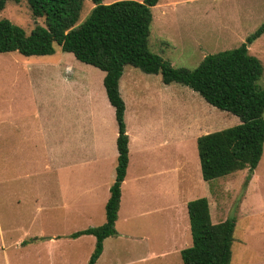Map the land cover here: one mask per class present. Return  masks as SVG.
Instances as JSON below:
<instances>
[{
  "label": "rangeland",
  "instance_id": "1",
  "mask_svg": "<svg viewBox=\"0 0 264 264\" xmlns=\"http://www.w3.org/2000/svg\"><path fill=\"white\" fill-rule=\"evenodd\" d=\"M94 6L85 0L77 23ZM153 16L151 51L194 69L246 42L264 22V0H161ZM2 19L27 33L46 26L27 0H8ZM56 48L0 52V264H88L96 237L71 235L106 221L119 131L106 72ZM249 48L264 65V33ZM120 91L130 163L118 235L96 264H184L181 250L193 243L188 203L200 197L215 223L237 217L231 264H264V152L249 181L248 168L212 181L202 174L198 138L241 118L133 65Z\"/></svg>",
  "mask_w": 264,
  "mask_h": 264
},
{
  "label": "trees",
  "instance_id": "2",
  "mask_svg": "<svg viewBox=\"0 0 264 264\" xmlns=\"http://www.w3.org/2000/svg\"><path fill=\"white\" fill-rule=\"evenodd\" d=\"M8 0H0V12ZM19 1V0H16ZM37 22L27 33L9 19L0 20V52L18 50L25 55H48L59 46L78 59L106 72L104 85L115 107L119 126L116 178L106 203V221L97 227L74 232L71 237L94 235L96 244L88 264H96L105 240L118 235L117 220L122 186L130 163V137L125 121L126 104L120 79L127 65L148 73H161L165 83H183L199 92L213 106L241 118V123L198 138L202 174L212 181L246 168L248 181L264 152V73L260 58L250 44L264 33V22L238 47L207 55L194 69L176 68L149 46L153 7L161 0H92L89 15L77 23L85 0H27ZM193 243L181 250L184 264H231L237 217L214 222L210 202L200 197L188 203Z\"/></svg>",
  "mask_w": 264,
  "mask_h": 264
},
{
  "label": "crops",
  "instance_id": "3",
  "mask_svg": "<svg viewBox=\"0 0 264 264\" xmlns=\"http://www.w3.org/2000/svg\"><path fill=\"white\" fill-rule=\"evenodd\" d=\"M104 248H105V245H104ZM104 252V251H103ZM103 254V253H102ZM102 256V255H101Z\"/></svg>",
  "mask_w": 264,
  "mask_h": 264
}]
</instances>
